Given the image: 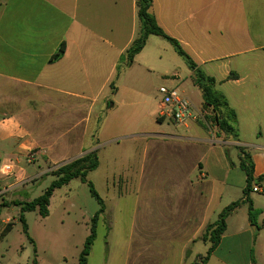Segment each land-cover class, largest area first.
Segmentation results:
<instances>
[{"label":"crops","instance_id":"obj_1","mask_svg":"<svg viewBox=\"0 0 264 264\" xmlns=\"http://www.w3.org/2000/svg\"><path fill=\"white\" fill-rule=\"evenodd\" d=\"M150 11L166 34L197 57L198 67L216 69L210 76L235 112L238 129L237 140L186 124L190 136L148 139L143 161L168 165L166 181L157 184L168 192L158 196L181 201L159 220L182 230L185 246L200 241L209 248L201 239L205 226L240 202L204 264H264V195L244 196L246 175L237 150L248 154L253 178L260 179L255 185L264 186V0H152ZM138 31L136 0H0V147L9 149L1 155L17 160L35 151V157L50 159L83 144L80 127L89 122L93 100L78 87H90L96 70L111 77ZM151 37L132 64L148 65L155 53L148 46ZM159 46L175 59L166 45ZM158 120H164L159 113ZM6 165L14 172L3 175L11 189L17 172L1 164V174ZM249 203L256 212L253 223Z\"/></svg>","mask_w":264,"mask_h":264},{"label":"rangeland","instance_id":"obj_2","mask_svg":"<svg viewBox=\"0 0 264 264\" xmlns=\"http://www.w3.org/2000/svg\"><path fill=\"white\" fill-rule=\"evenodd\" d=\"M162 44L175 59L162 50ZM148 46L155 53L147 66L138 62L129 67L120 64L124 68L118 75L115 70L109 78L108 71L96 70L90 87H78L93 100L89 122L80 127L83 144L78 148L58 151L50 159L44 154L35 157V151H31L28 162L24 157L6 160L1 152L9 149L0 147V166L12 164L17 172V184L11 189L7 188L9 178L0 173V191L8 189L0 194V264H33L34 260L36 264H78L91 220L100 209L87 182L103 201V212L96 223L86 264H198L206 255L208 244L195 241L185 246L183 235H179L182 230L174 229L171 220H159L160 215L171 213L172 204L177 207L181 201L158 196L157 192H168L157 186L166 181L168 165L163 162L155 167L143 161L148 139L158 134L190 136L191 132L169 118L158 120L161 96L157 89L162 85L174 87L189 100L195 120L185 124L197 131L204 128L199 113L201 94L192 83L191 72L167 42L152 36ZM187 54L197 64V57ZM199 68L208 76L218 74L212 65ZM206 130L214 135L212 128ZM48 136L54 140L56 135ZM88 152L96 154L98 166L87 173L85 182L76 178L56 188L47 216H40L37 210L20 212L22 205L47 189L56 168ZM174 157L178 155L174 153ZM229 160L237 162L234 153H229ZM18 172H24V176ZM8 222L12 223L11 230L1 235Z\"/></svg>","mask_w":264,"mask_h":264},{"label":"trees","instance_id":"obj_3","mask_svg":"<svg viewBox=\"0 0 264 264\" xmlns=\"http://www.w3.org/2000/svg\"><path fill=\"white\" fill-rule=\"evenodd\" d=\"M152 0H136L137 17L139 20V31L137 37L132 41L130 46L124 52L122 56L121 64L125 67H129L136 56L146 44V40L149 36H158L166 41L176 53L178 57L185 63L189 71L191 72L192 83L198 88L201 94V106L200 113L202 116L203 127L206 129L210 127L214 130V135L217 138L223 140L234 139L237 140L238 129L236 125V114L229 107V104L225 96L215 89V79L206 75L194 62V60L187 54L182 48L180 43L170 37L165 31L157 24L154 15L151 13L150 8ZM62 52V51H60ZM57 54L55 57H57ZM118 66L116 68L117 75L119 71L124 68ZM231 77V76H230ZM228 77V78H230ZM111 88L114 89V83H111ZM239 153V166L246 175V186L243 190L244 196H248L253 184H256L260 179L253 178V168L249 161V156L243 148H237ZM98 166V160L94 152H88L78 158H75L52 172L55 177L50 183L47 189L37 198L30 202L25 203L20 207V212L24 211H38V214L42 217L47 216V207L49 205L50 197L56 188H59L67 184L70 180L78 178L80 181H86V175L88 172L96 169ZM90 193L98 201L100 209L95 213L91 220L90 233L84 242L83 249L79 256L78 264H86V257L90 252V248L95 239L96 223L99 215L103 212V201L98 197L94 191L91 183L87 182ZM240 202H234L224 208L219 214L216 222L208 224L202 231L201 239L204 242H209V248L206 255L201 258V263L204 264L211 252L217 247L220 238L225 231V219L231 214L238 206ZM256 216L255 210L251 204H248V219L251 223L254 222ZM22 223V229L25 235H27V227L25 225L23 216L19 217ZM12 228V223L8 222L4 226L1 235H4ZM32 242L31 239H29ZM33 243V242H32ZM36 264V261H33Z\"/></svg>","mask_w":264,"mask_h":264},{"label":"built area","instance_id":"obj_4","mask_svg":"<svg viewBox=\"0 0 264 264\" xmlns=\"http://www.w3.org/2000/svg\"><path fill=\"white\" fill-rule=\"evenodd\" d=\"M157 92L161 96L158 101L159 117L169 118L176 124L184 125L187 120H195V116L192 114V104L176 88L162 85L157 89ZM27 161L30 162V158ZM13 173L10 165L3 167L2 175ZM251 192L264 195V186L253 184Z\"/></svg>","mask_w":264,"mask_h":264}]
</instances>
